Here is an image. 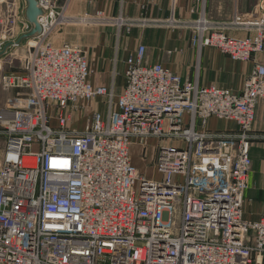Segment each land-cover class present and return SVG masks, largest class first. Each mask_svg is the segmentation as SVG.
<instances>
[{
    "label": "built area",
    "instance_id": "2783aa9c",
    "mask_svg": "<svg viewBox=\"0 0 264 264\" xmlns=\"http://www.w3.org/2000/svg\"><path fill=\"white\" fill-rule=\"evenodd\" d=\"M261 1L255 15L235 12L222 23L201 16L193 24L200 45L253 62L238 94L182 82L147 65L139 46L114 102L113 89L89 82L82 49L46 40L67 24L113 26L119 34L131 21L102 12L74 18L68 0H37L41 32L23 73L0 78L3 90L28 92L0 108V264H264V213L244 218L250 146L264 141L252 131L264 104ZM1 33L4 40L8 26ZM97 97L104 111L91 110L82 131L71 129ZM211 118L237 129L212 131ZM146 139L165 146L155 156L156 180L130 161V146L144 148Z\"/></svg>",
    "mask_w": 264,
    "mask_h": 264
},
{
    "label": "crops",
    "instance_id": "0c3cea01",
    "mask_svg": "<svg viewBox=\"0 0 264 264\" xmlns=\"http://www.w3.org/2000/svg\"><path fill=\"white\" fill-rule=\"evenodd\" d=\"M64 1L59 0V3ZM258 3L259 0H68L66 14L70 17L84 18L96 12H102L112 18L122 16L134 21L135 24L127 33L123 30L119 37L116 35V27L113 26L96 25V27L87 28L62 26L53 31L46 42L52 47L63 43L82 47L89 66L91 85L113 89L115 95L121 92L126 83L124 75L126 61L136 53L139 46L145 48L144 62L147 65L160 64L178 75L182 82L196 83L198 87L205 88L215 86L231 94H238L244 79L253 68V62L233 61L215 49L199 46L198 37L191 24L201 14L213 23L228 22L235 12L255 15ZM24 7V0H0V33L4 26L10 27V35L7 34L4 48H0V54L3 53L0 57L6 55L9 48L22 41L31 40L32 42L33 38L41 32L39 14L37 23L40 32L32 37L22 38L33 29V25L25 18ZM171 18L179 23L176 27L170 28L164 25ZM9 22L12 25H9ZM20 22H25L29 29L23 31ZM245 35L241 32L236 34L238 37ZM15 36V40H9ZM257 61L264 65V54L257 57ZM27 95L26 90L5 91L0 87V108H7L10 100ZM102 100V98H96L91 104L92 108L95 104L100 106ZM92 108L84 113L87 118L90 117ZM77 117L78 115L73 116L69 126L71 129L82 131L84 126L76 128ZM208 122L209 129L212 131L236 129L233 122L214 118ZM51 125L56 127V121H51ZM252 129L253 133L264 137L263 103L255 108ZM153 140L158 143V150L163 145L158 140L149 139L146 145ZM140 147L132 144L129 148L131 164L138 173L139 162L134 159V154ZM258 150L253 148L251 152L253 167L249 173L248 189L244 195V218L249 221L258 220L264 213V151ZM248 204L255 208L252 212H248L245 208Z\"/></svg>",
    "mask_w": 264,
    "mask_h": 264
},
{
    "label": "rangeland",
    "instance_id": "374dc122",
    "mask_svg": "<svg viewBox=\"0 0 264 264\" xmlns=\"http://www.w3.org/2000/svg\"><path fill=\"white\" fill-rule=\"evenodd\" d=\"M85 18V17H84ZM9 25H12V23L9 22ZM75 27V28H87V27H96L95 25H90L84 22H78V23H72V24H67L65 25V27ZM8 28H10L8 26ZM2 33H0V37H1ZM4 37L7 35L6 33L3 34ZM8 35H10V32L8 33ZM16 36L13 37V39L9 38V40H15ZM6 37L4 38V40L0 39V44H2V47L4 48V43H6ZM33 42H31V40L28 41H22L20 42L18 45L16 46H12L11 48L8 49V53L6 55H4L3 57H0V77L3 74L6 73H14V74H22V66H23V60L27 55L28 52V47L32 46ZM1 48V47H0ZM101 102V100H99ZM102 110L99 112H103L104 108L102 103H100V106H98L97 104H95L92 108V111H97V110ZM86 111L82 110L80 112V114H78V124L76 125V128H82L85 125V122L87 120V116L84 114ZM55 121V120H52ZM54 122H52L53 124ZM207 127L209 128V122L207 123ZM237 129V128H236ZM235 129V130H236ZM261 144V145H258ZM138 145V144H135ZM258 145V146H256ZM3 143H0V158H1V152H2V147ZM140 147V145H138ZM157 148H158V143L156 141H151L149 144L147 143L145 148L140 147L139 149H137V151L134 154V159L138 160L139 162V173L141 176H145L148 179H159L160 176L156 173V170L154 168V160H155V156L157 153ZM253 148L259 149L258 151H264V141L263 140H256L254 141L251 146H250V150H249V156H250V160H251V167H250V171L252 170L253 167V160H252V155L251 152L253 150ZM249 177V174H248ZM178 181H180V178H177ZM244 202H245V197H244ZM245 208L247 209L248 212H252L253 209H255L254 207H252V205L248 204L247 207L245 205Z\"/></svg>",
    "mask_w": 264,
    "mask_h": 264
},
{
    "label": "water",
    "instance_id": "95a60500",
    "mask_svg": "<svg viewBox=\"0 0 264 264\" xmlns=\"http://www.w3.org/2000/svg\"><path fill=\"white\" fill-rule=\"evenodd\" d=\"M25 1L27 3L26 9H25V18L30 24L33 25V29L29 33L24 35L22 38L32 37L36 33L40 32V28H39V25L37 23V16L41 13V11L37 7V4H36L35 0H25ZM263 10H264V4H263ZM6 47H5V49H6ZM2 54L3 53H1L0 55H2Z\"/></svg>",
    "mask_w": 264,
    "mask_h": 264
},
{
    "label": "bare ground",
    "instance_id": "6f19581e",
    "mask_svg": "<svg viewBox=\"0 0 264 264\" xmlns=\"http://www.w3.org/2000/svg\"><path fill=\"white\" fill-rule=\"evenodd\" d=\"M36 1V4H37V0H35ZM24 3H25V7H24V10L26 9V6H27V3H26V1L24 0ZM263 4H264V0H262L261 1V6H260V8H261V13L263 12V14H264V10H263ZM37 7L40 9V7L38 6V4H37ZM40 11H41V9H40ZM42 14V11H41V13H40V15ZM203 17L206 21H208V22H211V21H209V20H207L205 17H204V15L203 14H201L199 17H198V19L200 18V17ZM198 19H196L192 24H191V26H192V29L194 30V32H195V34L197 35V31H196V29L194 28V26H193V24L198 20ZM127 20H129V19H127ZM129 21H131V23H132V25H131V27L135 24V22L134 21H132V20H129ZM213 23V22H212ZM177 24H179V23H177ZM91 25V24H90ZM182 25V24H181ZM94 26V25H93ZM96 26V25H95ZM130 27V28H131ZM116 29V28H115ZM122 31L123 30H121V32L118 34L117 33V30H116V35H117V37H119L120 35H121V33H122ZM126 32V31H125ZM198 37V36H197ZM199 43V42H198ZM69 45V46H73V47H78V48H80V49H82V51H83V55H84V57H85V59H86V56H85V52H84V49L82 48V47H79V46H75V45H71V44H68V43H63L62 45ZM62 45H60V46H62ZM60 46H57V47H60ZM199 46H203V45H200L199 44ZM208 47V46H207ZM211 48V47H210ZM212 49H214V48H212ZM216 50V49H215ZM218 51V50H217ZM220 52V51H219ZM221 53V52H220ZM222 54V53H221ZM222 55H224V54H222ZM226 56V55H225ZM228 57V56H227ZM87 61V60H86ZM239 62V61H238ZM165 68V67H164ZM10 74H13V75H19V74H14V73H8V74H6V75H10ZM90 82V81H89ZM100 87H102V86H100ZM106 88V87H105ZM10 90H13V89H10ZM10 90H5V91H10ZM122 91V90H121ZM114 93V92H113ZM121 93V92H120ZM119 93V94H120ZM118 94V95H119ZM115 95V94H114ZM118 95H115V98H114V102L116 101V96H118ZM97 98H102V97H97ZM80 114V113H79ZM215 119V118H214ZM221 121H223V120H221ZM227 122H231V121H227ZM234 123V122H233ZM253 127V126H252ZM252 131H253V129H252ZM147 140V139H146ZM149 140V139H148ZM147 140V141H148ZM146 141V142H147ZM163 143V142H162ZM165 146H164V143H163V145L160 147V148H164ZM60 165H62V164H60ZM154 167H155V164H154ZM155 170H156V167H155Z\"/></svg>",
    "mask_w": 264,
    "mask_h": 264
}]
</instances>
